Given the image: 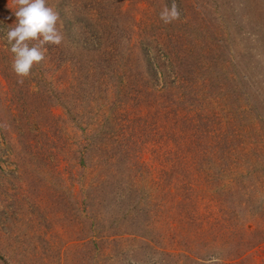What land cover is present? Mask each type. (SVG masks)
Listing matches in <instances>:
<instances>
[{"label": "rangeland", "instance_id": "1", "mask_svg": "<svg viewBox=\"0 0 264 264\" xmlns=\"http://www.w3.org/2000/svg\"><path fill=\"white\" fill-rule=\"evenodd\" d=\"M47 3L18 77L0 0V264H264V0Z\"/></svg>", "mask_w": 264, "mask_h": 264}, {"label": "clouds", "instance_id": "2", "mask_svg": "<svg viewBox=\"0 0 264 264\" xmlns=\"http://www.w3.org/2000/svg\"><path fill=\"white\" fill-rule=\"evenodd\" d=\"M14 4L16 22L6 29L5 39L13 54L12 70L18 77H27L34 66L46 59V45L61 44L63 36L57 27L60 17L47 0H14ZM159 16L165 24L180 19L176 0Z\"/></svg>", "mask_w": 264, "mask_h": 264}]
</instances>
